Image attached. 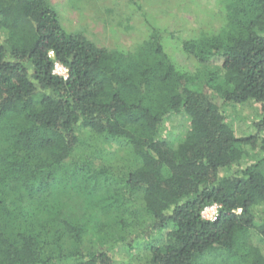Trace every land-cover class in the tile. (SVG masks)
Listing matches in <instances>:
<instances>
[{"label":"trees","instance_id":"trees-1","mask_svg":"<svg viewBox=\"0 0 264 264\" xmlns=\"http://www.w3.org/2000/svg\"><path fill=\"white\" fill-rule=\"evenodd\" d=\"M222 3L218 32L177 39L191 72L151 23L108 50L49 0H0V264H264V0ZM173 116L188 122L177 146ZM78 132L129 161L75 162ZM122 189L146 222L117 212Z\"/></svg>","mask_w":264,"mask_h":264},{"label":"rangeland","instance_id":"rangeland-1","mask_svg":"<svg viewBox=\"0 0 264 264\" xmlns=\"http://www.w3.org/2000/svg\"><path fill=\"white\" fill-rule=\"evenodd\" d=\"M223 0H49L57 13L61 26L71 33H79L94 43L98 48L113 50L123 48L132 50L141 42L147 33V24L164 31V37L172 38L168 49L175 62L188 71L198 70L193 59L181 52L177 39H188L197 36L198 32L215 33L223 23ZM208 70V69H207ZM199 68L203 74L207 71ZM57 75H64L63 69L56 70ZM55 73V74H56ZM202 90L208 89L200 83ZM229 115L231 111L227 112ZM230 115L235 127L245 128L240 119H249L253 111L236 107ZM239 117V118H238ZM244 120V121H245ZM251 120V119H250ZM249 120V121H250ZM248 121V122H249ZM188 128V122L181 117H170L166 120L164 136L176 138L177 146ZM79 133V132H78ZM81 142L74 152L73 160L80 163L83 158H90L96 168L105 163L118 166L119 160L129 161L128 150L119 142L92 137L87 132H80ZM115 153L116 162L111 159ZM123 205L119 209L126 219L132 221L143 215L140 196L137 192L122 189ZM92 239V237H91Z\"/></svg>","mask_w":264,"mask_h":264},{"label":"built area","instance_id":"built-area-1","mask_svg":"<svg viewBox=\"0 0 264 264\" xmlns=\"http://www.w3.org/2000/svg\"><path fill=\"white\" fill-rule=\"evenodd\" d=\"M57 69H63L61 66L59 65H56L55 66V69H54V73H56V70ZM64 70V69H63ZM65 72V70H64ZM57 74V73H56ZM59 75V74H58ZM62 76V75H61ZM65 76V74L63 75ZM217 217V209L215 206H212V207H209V208H206L202 211V218L206 221H210V222H213L215 221Z\"/></svg>","mask_w":264,"mask_h":264}]
</instances>
